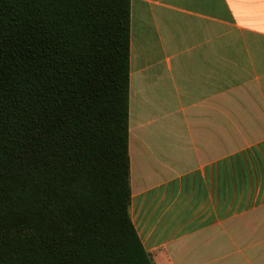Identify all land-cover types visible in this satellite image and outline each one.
Returning <instances> with one entry per match:
<instances>
[{"label":"trees","instance_id":"trees-1","mask_svg":"<svg viewBox=\"0 0 264 264\" xmlns=\"http://www.w3.org/2000/svg\"><path fill=\"white\" fill-rule=\"evenodd\" d=\"M131 0H0V264H155L130 215Z\"/></svg>","mask_w":264,"mask_h":264},{"label":"crops","instance_id":"crops-1","mask_svg":"<svg viewBox=\"0 0 264 264\" xmlns=\"http://www.w3.org/2000/svg\"><path fill=\"white\" fill-rule=\"evenodd\" d=\"M130 215L155 264H264V0H131Z\"/></svg>","mask_w":264,"mask_h":264}]
</instances>
